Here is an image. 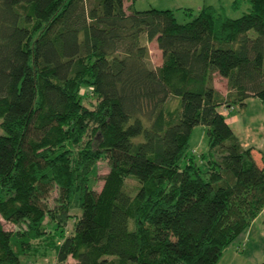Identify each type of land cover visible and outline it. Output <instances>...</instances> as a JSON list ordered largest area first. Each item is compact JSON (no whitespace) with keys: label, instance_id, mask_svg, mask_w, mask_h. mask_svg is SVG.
<instances>
[{"label":"trees","instance_id":"trees-1","mask_svg":"<svg viewBox=\"0 0 264 264\" xmlns=\"http://www.w3.org/2000/svg\"><path fill=\"white\" fill-rule=\"evenodd\" d=\"M125 1L0 0V264L41 242L58 264H218L264 210V156L222 111L264 103V0L238 18L187 8L186 23Z\"/></svg>","mask_w":264,"mask_h":264},{"label":"rangeland","instance_id":"rangeland-1","mask_svg":"<svg viewBox=\"0 0 264 264\" xmlns=\"http://www.w3.org/2000/svg\"><path fill=\"white\" fill-rule=\"evenodd\" d=\"M177 0H137L136 1V9L138 10H146L150 8H158V9H172L176 13V17L179 22L186 23L193 19V17L188 13L187 8H191L196 13L199 9L197 4H191L190 2H185L184 4H177ZM234 0H222V4H216V8L219 13H221L224 17L238 18L242 16L244 13L249 11L250 4L248 0H242L239 7H233ZM190 3V4H189ZM150 51V58L152 64L156 67L160 66L163 61L162 51L158 48L156 41H152L148 45ZM214 85L220 90L223 94H226L228 91L227 80L219 74H215L214 77ZM173 102V101H172ZM96 103V99L88 98L86 99V104L90 107H93ZM173 103V105H175ZM222 111L227 114L228 122L234 128L237 133L240 141L245 145L248 143V146H252L255 148L254 156L257 159V163H261L260 156H264V103L258 97H250L246 100L245 107H234L228 108L227 106L222 107ZM234 116V117H233ZM237 116L238 120H237ZM237 120V121H236ZM0 133H3V130L0 126ZM247 146V145H245ZM191 151L196 155H200L203 152H207L209 150V139L207 134V129L204 125H197L192 132L191 140H190ZM262 164V163H261ZM98 172L100 179L95 185V189L100 191L104 180L103 177L109 172L110 165L107 160H101L98 163ZM129 187L135 188L136 182L134 180H128L127 182ZM57 195V189L52 191L49 197L50 204L53 203L55 196ZM72 213L75 215L79 214V210H72ZM1 219V216H0ZM254 226H262L264 222V212L263 215L256 221ZM3 223L7 229L13 230L16 229V226L12 223H7L3 220ZM74 219H71L67 230L70 233L73 229ZM264 225V223H263ZM240 238V237H239ZM237 238L233 243H231L223 253L222 258L220 259L218 264H257L260 263L258 261V257H254L257 255V252L254 250V254L252 257L248 259L245 254H248L249 249L246 251L248 246L246 245L247 240L244 242H240L241 239ZM38 245V241H35ZM259 244V249L260 248ZM40 246L39 252L32 256H24L23 261L26 264H58L55 251L50 249L48 246H45L43 242L39 244ZM238 248V249H237ZM237 250V251H236ZM264 250V249H263ZM236 254H239L238 256ZM67 264H78L75 259L70 257L68 259Z\"/></svg>","mask_w":264,"mask_h":264},{"label":"crops","instance_id":"crops-1","mask_svg":"<svg viewBox=\"0 0 264 264\" xmlns=\"http://www.w3.org/2000/svg\"><path fill=\"white\" fill-rule=\"evenodd\" d=\"M136 1L137 0H134V1L126 0L125 1L126 7L133 4L136 8ZM184 1L190 2L191 4H197L196 8H198V6H199V9L202 8L203 6H206V5H212V6L216 7V4H222V0H184ZM183 2L179 1V0L176 1L177 4H184ZM199 9H197V10H199ZM235 117H237V116H235ZM237 120H238V117H237ZM245 145L248 146V143ZM260 158H261V163L263 164V159H262L263 155L260 156ZM261 163H259V164H261ZM263 212H264V210L254 219V221L248 227V229L239 236L240 237L239 239H241L239 243L247 240L246 245L248 246V248L246 249V251L248 249H249V251H251L248 254H245L248 261H249V258L252 257V254H254L253 249H255V251L257 252V255L254 257H258V260H261L258 262H260V263L264 262V250H263L264 249V225H263L264 222L262 223L263 227L254 226L255 223H257L256 221H258V219L263 215ZM259 244H261L260 248H263V249H259V246H258ZM236 255L238 256L239 254H236Z\"/></svg>","mask_w":264,"mask_h":264}]
</instances>
